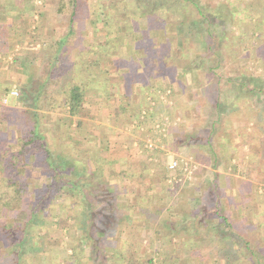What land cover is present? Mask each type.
Masks as SVG:
<instances>
[{
  "label": "rangeland",
  "instance_id": "obj_1",
  "mask_svg": "<svg viewBox=\"0 0 264 264\" xmlns=\"http://www.w3.org/2000/svg\"><path fill=\"white\" fill-rule=\"evenodd\" d=\"M61 1L0 0V15L8 12L11 16L19 6L16 3H22L24 10H21L20 20L15 22L11 17L13 23L10 25L29 30L23 42L20 39L13 43L14 47L8 43L11 46L5 64L9 69L15 65L16 55L23 51H38L42 40L51 39L55 34L51 30L54 24H59V29L65 31L72 0H63L66 7L57 15V22L55 13ZM148 1L152 2L150 7L153 8L150 16H142V11L149 12L147 5H142L139 14L135 13L139 7L137 0H79L77 18L86 24L84 33L96 44L105 43L109 12L115 21L125 24L126 31L113 39L116 49L100 58L101 74L108 77L107 81H100L101 93L94 95L92 88L99 84L97 78L96 83L87 78L73 82L72 87H78L83 96L81 109L75 115H71L69 106L63 105L61 100L59 108L52 110L49 98L45 97L40 102L41 127L50 138V147L57 160L66 161L65 170L76 168L80 171L84 165L90 168L94 154L102 159L99 165L103 181L111 184L118 181L119 191L113 194L116 198L112 204L124 208L125 218L135 219L136 223L126 225L128 229L124 236L135 244L139 259L136 264H220L219 252L238 249L243 237L253 242L252 247L258 253H263L264 262V186L252 190L251 185L247 191L226 190L223 185L229 186V178L214 177L220 164L223 172L233 176L236 185L246 177L243 166L236 159L232 160H242L243 155L245 159L247 152L242 154L239 150L231 161L228 155H222L224 140L232 133L246 135L251 131L256 138L261 126L260 136L264 141L263 121L258 120L264 116V93L254 89L261 88L259 80L264 81V0H145L143 4ZM192 1L207 10H219L218 15L223 12L221 10L228 11L229 15L226 19L216 20L210 32L202 37V44L195 38L201 32V24L195 17ZM118 11L124 14H118ZM222 20H225L224 24H221ZM213 40L216 42L214 47L208 48ZM95 57L97 61L98 55ZM90 59L93 60V54ZM29 73H36L33 75L35 82L37 71L30 70ZM13 76L7 77L6 86L0 78V148L4 144L3 138L11 130L17 138L20 135L22 144L23 127L30 116L24 114L23 108L27 106L20 94L24 89L30 92L38 87L37 84L27 86L30 84L27 73L21 83ZM118 76L122 77L120 87L116 85ZM126 77L129 83L123 82ZM59 81L49 86V92L61 90ZM131 89L138 95L139 103L134 101ZM9 104L17 107L15 115L4 113V106ZM54 114L59 119L54 118ZM8 119L17 120L14 129H10ZM256 120L261 124H255ZM7 140L0 150V206L10 202L12 213L7 220L1 216L0 220L8 225L19 222L21 213L13 214V211L23 205V210L28 207L13 189L19 190L22 185V198L30 199V205L35 204L37 195L43 200L42 195L48 194L44 202L47 212L37 217V227L31 230L32 234L41 235L39 245L33 257L25 258V264L124 263L119 256L117 261L111 256L116 248L122 247L125 237L109 235L108 241L114 244L110 245L106 240L99 245L98 237L106 232L95 231L90 238H97L93 244L102 250L104 260L99 259L98 252V257L91 253L86 229L91 224L84 222L81 203L75 197L67 198L64 192L49 193L51 178L44 167L45 153L28 147L33 149L26 150L23 156L22 149L15 153L8 148ZM215 154L218 157L212 162ZM3 159H10L11 163L7 166ZM175 162L177 164L172 168ZM249 169L253 172L259 167ZM78 175L69 176L74 179ZM102 179L96 180L95 184H102V189L107 191H115ZM261 179L257 181L261 182ZM202 183L207 186L202 188ZM215 184L214 191L211 188ZM72 208L74 210L70 212ZM147 214L149 217L145 218ZM44 221V228L39 227ZM118 221L119 229L125 228V221ZM193 233L200 242L191 246L186 239L194 240ZM167 237L171 241H167ZM74 248L79 254L72 257ZM251 258L245 257L241 261L234 258L232 262L252 264ZM0 264L10 263L1 258Z\"/></svg>",
  "mask_w": 264,
  "mask_h": 264
},
{
  "label": "trees",
  "instance_id": "obj_2",
  "mask_svg": "<svg viewBox=\"0 0 264 264\" xmlns=\"http://www.w3.org/2000/svg\"><path fill=\"white\" fill-rule=\"evenodd\" d=\"M144 1L145 0H137L139 7L138 9L136 8L135 13L139 14L142 5H147L146 10H149V12L145 10L142 11V16H144V14H148L150 16L152 15L153 10V8L150 7L152 2L148 1V4H143ZM192 3L196 8L195 17L201 24V32L198 35L196 34L197 36L195 35V38L201 40L202 44V37L210 32L212 25L217 22L216 20H218V18L220 17H224V19H226V17L228 18L229 15H227L228 11L221 10V12H223L218 15L219 10H207L204 7L200 6V4L196 1H192ZM65 7L66 1L62 0L61 2H59V7L55 13L57 22V15L59 13H62ZM78 7L79 0H72V6L70 9L71 12L69 13V16H67L68 22L66 24V31L64 33L54 34L51 36V39L47 38V40H42L41 47L38 51H23L20 54L16 55L14 58L13 63L20 66L25 74L27 73L30 78V84H27V86L30 87L35 84H37L38 86L36 90H32L30 92L24 89L20 94L21 100L27 106L23 108L24 114L30 116V120L28 119V122L24 124L23 127V131L25 133L22 139L23 142L21 144V149L23 151V156L25 154V151H28V147H33L34 149H31L36 150V152L41 151L45 153L44 164L46 165L44 167L47 169L45 171L50 172L51 178L48 187L49 193L64 192L63 194L64 196H67V198H77V201L81 203L80 213L83 216L84 222H90L91 224L90 227H86L88 233L87 239L91 241V243L89 244L91 253L96 254V256L98 257L96 253L98 252L99 256H101L99 259H103L101 255L103 254L102 250H98V247L93 244V242H95L97 238L95 240L93 238H90L92 233H94L95 231L106 232L102 237H98L99 245H103L106 240L108 244L110 243V245H113L114 243L112 241H108L109 235L117 234V236L119 235L125 237V229H128L126 225L129 226L131 222L136 223L134 218H125L126 215H123V212L125 213V211L122 206L115 203L112 204V201L116 198L114 195L119 191V183L117 181V183L111 184L109 182L103 181L101 176V167L99 165V161L102 159L94 154L92 155L93 158H91V165L89 164L90 168L82 165L83 169L80 171L76 168L72 170H65L64 166L65 164H67L66 161H61L62 159L60 161L57 160L56 155H54L53 149L50 147V138L48 137V134H45V130L41 127L42 115L40 113V102L45 97L49 98L51 105L49 107L54 111L59 108V100H61L63 105L69 106L71 115H75L80 111L83 96L79 88L75 86L72 87L71 84L73 82H79L83 78H87V80L91 82L92 80L94 81V74L98 69L100 62L91 60L90 55H98L100 58L102 57V55L103 57L108 56V54H111V52L116 49L113 39L116 40L122 33H124V31H126L125 24L123 25L119 21H115L116 19H114L112 14L109 12L107 14V22H109V25H107L108 27L105 28L104 35L105 43L96 44L94 40L92 41L89 35L84 33L86 24L80 23L77 18ZM122 9L124 10V8ZM231 12L232 11H230V15ZM117 13L124 14L123 11L121 13L118 11ZM101 20L102 19L100 17V21ZM224 23L225 20H222L221 24ZM8 28L9 25H7L6 22L0 21V39L2 41L1 47H4L3 49H5L6 51L10 48V45L7 42L9 32ZM219 34L218 36L220 37ZM219 37H217L216 40L219 39ZM215 43V40H213V43L209 44L210 46L208 48H211V46L214 47ZM64 68H67V71L64 72ZM30 70L37 71V76L35 77L37 79V83L36 81H33L34 76L29 73ZM60 78H62V80L59 81ZM245 78L247 79V77ZM57 81H59V84H62V86H60L61 90L63 91L62 94L61 90L49 92V86L56 83ZM259 83L260 84L258 85L261 86V88L257 86V88L259 89H257L256 87H254V89L259 90L260 93H264V81L259 80ZM143 86H146V84L143 83ZM32 118L35 119L34 122L32 121ZM54 118L59 119L57 114H54ZM51 130H53V127L51 128ZM3 160L5 161L7 166L11 163V161H9L10 159ZM78 173H81V175H83L80 177ZM73 174L78 176L72 179L69 175ZM126 175L129 174L127 173ZM136 176H138V174H136ZM99 179H102V182L106 185L111 184L110 186H112L115 191H107L105 189H102V184H95V181ZM21 188H23L22 185L20 186V189ZM20 189L18 190L15 188L13 189V191L19 193L21 202L26 204L28 207L26 208L25 205V210H23L24 205L22 208L18 207L13 211V214L15 212L16 214L21 213V220L19 222H13L10 225L0 220V259L3 258L10 264H25L26 257H33V255H35L36 247H38L39 245L38 239L41 235L39 233L32 234L31 230L37 227L35 226L36 223L38 224V222H36L37 217L41 214L44 215L47 212L46 208L44 207V202L48 198V194L42 195L43 200L40 199L37 195L35 204L30 205L29 203H31L32 201L30 199L22 198L23 193L20 192ZM11 207L12 204H10V202H6L2 206H0V216L3 218V220H7L8 216L11 215ZM73 210L74 209L72 208L70 212H72ZM120 213L121 217H119ZM147 217H149L148 214L145 218ZM41 218L42 216L40 217V222ZM120 219H123V221H125L126 223H123L125 228H122V230L119 229L118 225V220ZM223 219L226 220L225 218ZM44 224L45 221L38 226L44 228ZM207 224L211 223L207 222ZM195 233L191 234V236L195 238L194 240L186 239V242H188V244L191 246L195 245L193 243H196V241L200 242ZM219 235H221L220 232ZM234 235L236 234L234 233ZM226 237L227 236H224V238ZM229 237L231 238V236H228L226 239H228ZM125 239L122 242V247L116 248L111 258L114 261H117V257L119 256L118 259H120V261H124V263L122 262V264H136L135 262L139 259L137 258V249L134 248L135 244L130 243V240L126 237ZM243 239L244 241L239 245L240 247H238V249L230 248L224 252H219L218 259L220 264H233L232 261L234 258H239V260L241 261L242 258L249 256L250 258L252 257L251 260L253 259L252 264H264L261 258V255L263 253H258V251L252 247V241L244 237ZM167 241H171L169 237H167ZM138 246L141 249V245L139 244ZM78 254L79 253L77 251V248H74L72 257H75Z\"/></svg>",
  "mask_w": 264,
  "mask_h": 264
},
{
  "label": "crops",
  "instance_id": "obj_3",
  "mask_svg": "<svg viewBox=\"0 0 264 264\" xmlns=\"http://www.w3.org/2000/svg\"><path fill=\"white\" fill-rule=\"evenodd\" d=\"M21 2L16 3L19 6H17V9L15 8L13 10V13H11L13 16L12 15L10 16V14L7 15L8 12H6V14H1L0 15V21L6 22V24L9 25V28H8V30H9V32H8V34H9L8 43H11V44L17 43L20 39H22L21 42H23L24 39H25V36H27L29 34V30L26 29V28H24L23 26L16 25V24L15 25H10V23H13V19H11V17H13L15 19V22H16V20H20L19 19L20 18V14L24 10L23 5H21L22 4ZM16 13L18 14V16H17ZM25 19H27L26 16H25ZM21 20L24 21V19H21ZM11 26H13V27L11 28ZM59 26H60L59 24H54L53 27H51L52 32L55 33V34H57V33L59 34V33H64L66 31V28H65V31H63V29H59ZM35 29L37 30L36 27H35ZM16 31H18V32H16ZM1 43H2V41L0 39V78L3 79L4 80L3 82L5 83V85H3V84H1V85L6 86V84L8 83L7 82V77L13 76V75L15 76V80H17L18 83H21V80H22L23 76L25 75V72L23 71V69L20 66H18L16 64L13 66V68H11V69H9L10 67L8 68V66L5 64L6 63L5 58L7 56L6 55L7 54V51L3 49L4 47L3 48L1 47V45H2ZM11 44H9V45L11 46ZM21 44L22 43H20L19 45H21ZM13 47H14V44H13ZM93 60H96V57H95L94 54H93ZM97 61L100 62V57L99 56L97 58ZM100 66H101V63L99 64L98 69L96 70V72L94 74V83H96V78H97V82L99 83L97 86L92 87L93 90H94V95L95 94L98 95V94L101 93L102 90L100 88V86H101L100 83L102 81H107V79H108V77H106L104 74H101V68H100ZM12 72H13V75H12ZM14 72L17 73V75H15ZM32 75H36V73H33ZM115 77H117V76H113L112 78H115ZM121 78L119 77L117 79L118 82L116 83V85H118L119 87H120L119 84L121 83L120 82ZM126 79H127V77L123 79V82L124 83L125 82H128V80H126ZM112 84L113 83L111 82L110 85H112ZM121 84H123V83H121ZM79 85L81 86V84H79ZM128 86H131V85H128ZM84 89H86V88L84 87ZM118 91H119V88H118ZM131 92H133L132 94H134V96H135L134 97V101L136 103H139L137 101L138 100L137 99L138 95H136V92L134 91V89H131ZM12 95H14V94L12 93ZM98 100H99V98H98ZM128 101H129V99H127V102ZM16 108L17 107H15L13 104H11V105L9 104L8 106H4V113H6V114L10 113L12 115H15L16 112H14V111L16 110ZM236 114L237 113H235V115ZM239 118L242 119L241 118V115L239 116ZM258 120H260L261 122L263 121L262 124L264 125V116L258 117ZM8 122H9V124H11L10 125V129H14L15 126H16V124H17V120L16 119H8ZM261 122H259V121L256 120L255 121V124H261ZM239 123H242V122H239ZM240 125L241 124H239V126ZM238 129L240 130L239 127H238ZM1 131H3V130H1ZM10 132L7 133L6 136L3 138V140H4L3 143L4 144L1 145V146L4 147V145H6L7 136H9L10 138H8L9 140H7V141H9V143L7 144L8 145V148L9 147L12 148L13 152H15V153H20V151H21V140H20L21 138H19L20 135H18V138H17V135L14 133V131L11 132V133ZM248 133H247L248 135L247 134L244 135L243 133H240V132L238 134L237 133H232V135L229 136V138H227V139L224 140L225 141V144L222 145V146H224L222 148V153H223L222 155H225V154L228 155V160L229 161H231V158L232 157H236V155L238 154V151L239 150H240V152H242V154L243 153L245 154V152H247V155H248L246 157L247 159L246 158L244 159L245 156L243 155L242 160L241 159H237V158H234L232 160V161H235V159H236L238 161V164L240 166H243L244 171L246 173V177H242L243 178L242 181L244 183H242V181H241V184L240 185H236L235 183H233V182H235V179L233 178V176L231 174H228V173L222 171L221 168L223 167V165L220 164L215 169L214 177H222L223 179L225 177H227V179L229 178V180L231 181L228 187H227V185H223V187L226 190L227 189H233V190L247 191L248 188L251 187V185H252V188H251L252 190H256L258 188V186L262 189V187L264 186V175H262V174H264V172H263L264 171V169H263L264 168V153L262 152V149H264V144H262V142L264 143V141H263L262 137L260 136L261 135V126H260V130L257 131L258 135H257L256 138L254 137L255 136L254 135V132L251 133V131H250ZM1 135H0V137H2ZM11 139H13V141ZM232 139H234L235 142ZM3 147L0 148V150L3 149ZM215 155H216V157H214V159L212 160V162L213 161L215 162L216 159H217V157H218L217 154H215ZM120 158H121V154L118 155V159H120ZM219 163H220V161H219ZM251 166H255V167H257V169L259 167V170L252 172L249 169ZM212 170H214V169L212 168ZM126 171H128V169H126ZM9 172H10V170H9ZM119 172L123 173V172H125V170L124 171H119ZM207 173H209V172H207ZM228 175H229V177H228ZM247 175L248 176L253 175V176L252 177H247ZM198 176H200V175H198ZM259 178H262L261 179V182H258L257 181V179H259ZM199 179H202V178H199ZM198 182H199V180H198ZM199 183H201V182H199ZM223 184H225V182H223ZM203 186H207V183H202V188H203ZM221 186H222V184H221ZM2 187L3 186H1V188ZM216 187H217V185L215 184V187L214 188H211V189L215 191L216 190Z\"/></svg>",
  "mask_w": 264,
  "mask_h": 264
},
{
  "label": "built area",
  "instance_id": "obj_4",
  "mask_svg": "<svg viewBox=\"0 0 264 264\" xmlns=\"http://www.w3.org/2000/svg\"><path fill=\"white\" fill-rule=\"evenodd\" d=\"M13 93H14V94H17V91H13ZM176 164H177V163L175 162L173 165H171V167H172V168H175Z\"/></svg>",
  "mask_w": 264,
  "mask_h": 264
}]
</instances>
